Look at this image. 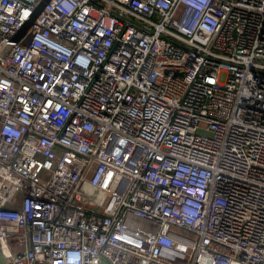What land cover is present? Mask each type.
<instances>
[{
	"label": "built area",
	"instance_id": "1",
	"mask_svg": "<svg viewBox=\"0 0 264 264\" xmlns=\"http://www.w3.org/2000/svg\"><path fill=\"white\" fill-rule=\"evenodd\" d=\"M37 1L0 0V50ZM31 31L0 59L8 263L264 264V0H49Z\"/></svg>",
	"mask_w": 264,
	"mask_h": 264
},
{
	"label": "water",
	"instance_id": "2",
	"mask_svg": "<svg viewBox=\"0 0 264 264\" xmlns=\"http://www.w3.org/2000/svg\"><path fill=\"white\" fill-rule=\"evenodd\" d=\"M49 0H38L35 4L33 10L31 11L30 15L27 19H25L21 25L17 28V30L10 36L8 41L3 45L0 50V59L4 56V54L9 50V48L15 44L16 42L20 41L23 44H26L30 41L32 36L31 27L35 21V18L43 8V6ZM0 264H9L6 260L2 247L0 245Z\"/></svg>",
	"mask_w": 264,
	"mask_h": 264
},
{
	"label": "rangeland",
	"instance_id": "3",
	"mask_svg": "<svg viewBox=\"0 0 264 264\" xmlns=\"http://www.w3.org/2000/svg\"><path fill=\"white\" fill-rule=\"evenodd\" d=\"M224 79H225V74H224L223 72H221V73L219 74V81H220V82H223Z\"/></svg>",
	"mask_w": 264,
	"mask_h": 264
}]
</instances>
